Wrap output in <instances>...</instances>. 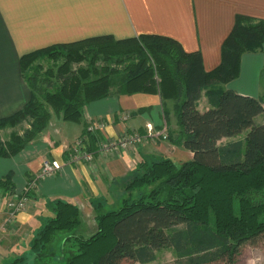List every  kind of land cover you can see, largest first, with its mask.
Instances as JSON below:
<instances>
[{"label": "trees", "instance_id": "1", "mask_svg": "<svg viewBox=\"0 0 264 264\" xmlns=\"http://www.w3.org/2000/svg\"><path fill=\"white\" fill-rule=\"evenodd\" d=\"M262 45L264 19L237 14L222 42L220 62L209 71L198 52H186L178 41L159 34L94 36L24 54L20 65L31 98L1 118L0 128L28 120L29 129L0 138V157L21 150L52 114L79 121L89 102L136 92L160 95L163 114L175 120L168 141L192 153L180 162L166 156L140 161L141 174L129 187H151L149 195L135 201L122 197L113 209L93 201L96 230L87 237L77 230L82 219L78 205L54 199V215L37 231L29 250L48 248L57 233L66 231L70 235L64 242L73 238L75 252L57 264L146 263L164 246L172 248L179 262L233 264L243 244L264 235V122H255L264 112V96L239 94L222 85L239 75L242 54ZM44 60L52 64L42 76ZM113 63L121 66L111 67ZM41 77L54 90L43 91L40 100L35 92H41L36 87ZM202 94L209 106L200 111ZM168 102L170 108L165 107ZM243 131L241 138L219 143ZM0 189L7 195L14 189L11 173L0 178ZM23 257L8 264H23Z\"/></svg>", "mask_w": 264, "mask_h": 264}, {"label": "crops", "instance_id": "2", "mask_svg": "<svg viewBox=\"0 0 264 264\" xmlns=\"http://www.w3.org/2000/svg\"><path fill=\"white\" fill-rule=\"evenodd\" d=\"M237 14L264 19V0H0V119L20 110L31 98L20 65V58L26 53L94 36L125 39L159 34L175 39L186 52H198L203 69L209 71L220 62L222 42ZM253 68L256 77L249 75ZM262 73L264 45L257 51L242 54L239 75L223 87L243 95L264 96ZM162 106L158 93L111 94L86 104L79 121L54 116L48 136L10 157H0V178L11 173L14 184L12 195L0 189V264H8L15 256L30 251L35 234L54 215V199L76 203L84 225L93 228L96 222L92 202L100 198L103 187L110 189L111 183L136 174L140 157L153 158L160 154L175 158L180 153L190 159L189 150L163 140L141 144L130 152L96 156L90 163L66 162L65 146L81 134L87 135L84 146L94 149L98 140L107 135L115 137L127 126L143 131L146 122L159 124ZM208 106L202 94L197 107L203 111ZM143 107L142 112L137 111ZM125 112L129 118L123 121L120 115ZM262 114L256 116L255 122H264ZM97 118L107 121L105 131L96 135L87 133L88 121ZM233 139L236 138L223 137L219 143ZM177 150L180 151L176 153ZM46 158L60 161L62 167L53 176L40 180L28 206L6 223L7 210L1 203L19 196L27 179L40 169Z\"/></svg>", "mask_w": 264, "mask_h": 264}, {"label": "rangeland", "instance_id": "3", "mask_svg": "<svg viewBox=\"0 0 264 264\" xmlns=\"http://www.w3.org/2000/svg\"><path fill=\"white\" fill-rule=\"evenodd\" d=\"M41 62H42L43 69L40 72V74L42 76H44L43 71L47 67H50V64H52V63H50V61H45V60L41 61ZM150 62L154 63L152 59H150ZM148 63H149V60H148ZM116 65H117V67L121 66L120 64H114L113 63V65H111V67H116ZM249 73H250L249 75L255 76L256 75V68H253V71H250ZM46 74L48 75L49 78L53 77V76H50V72L49 71H47ZM258 76H260V72L259 71H258ZM154 77L156 79V83L158 84V82L160 81L159 80V76L156 74ZM261 77H262V80L260 79V82H261L262 87H264V73H262ZM38 80H39V82H38L36 87H37V91H41V92H35V93L37 94L38 99L41 100L42 99L41 95H42L43 91H51V90L53 91L54 88H52L50 86H47V84H48L47 83V79H43V77H41ZM113 84H114L115 87L119 86L117 83H113ZM45 86L47 87L46 89H44ZM262 90H264V89H262ZM112 91H114V89H112ZM171 105H172V102H168L167 104H165V107L168 108V106H169V108H170ZM163 106H162V110H163ZM143 109H144V107L140 109L141 112L143 111ZM140 110H137V111H140ZM54 116H58V118H61L60 115L52 114L51 117H50L48 125L44 129H42V131L35 138H33L30 141H28L27 144L22 149H24L25 147H27L31 143L33 144V142H35L36 140H39V139L42 140L44 136H48V133L50 132V125L53 124L50 121L55 118ZM161 117L162 118H161L159 124L154 125L152 122H150V123H152V125L154 127L153 128L154 129V133L158 132L159 129H161V128H165V133L167 135L166 138L164 139L162 136H156V137H153V138L149 137L146 140H144L142 143H139L136 147L140 146L141 144H150V143L154 144V143H159L160 141H163V140H168L169 131L173 130L174 127H175V120H174L172 114H170V117L168 118V117H166L163 114V112L161 114ZM261 117L264 118V114H262ZM120 118L123 121L127 120L129 118V113L125 112L124 114L120 115ZM65 121H68V120H65ZM88 122L92 123V124H95V123L102 124L101 129H97L95 131L94 130L91 131V133H93V135H96L95 133H101L102 131H105L104 129L106 128L107 121L104 120L103 118H97L95 120L91 119ZM146 123L143 126V131H138V130L130 128V126H127V128H125V130H122V132L120 134H118L117 136L109 137L107 135L106 136L107 140H106V138H104V139H105V141L117 140V139H119L121 137V135L124 133V131L128 132V133H135V134H137V133L138 134L139 133H145L146 132V128H147L146 127ZM28 127H29L28 120H23L21 122H18L15 125H6V126L0 128V138L2 140H4V139L6 140V139H8V137L13 132H16L18 134H22L24 132V130L26 128H28ZM84 136H85L84 134H81L78 138L75 139V141H73L72 144L65 146V149L67 151L66 157L70 161L69 162L68 159H67L66 162L78 164V163H76V160H74V161L71 160L70 156L74 153L73 148L75 147L77 139H82V141H83L84 140ZM241 136H243V135L241 134ZM239 137L240 136L237 135V136H234L233 138H239ZM225 138H232V137H225ZM108 139H110V140H108ZM100 142L101 141L98 140L99 144H100ZM171 145H173V144H171ZM173 146H176V145H173ZM83 147H84V149H87L84 145H83ZM176 147H181V146H176ZM134 148H132V150ZM21 150H19L18 152H20ZM87 150H89V149H87ZM130 150H124L123 148L119 147L117 149H114L113 153H118V152H121V151L130 152ZM178 151H180V150H177L175 152L178 153ZM175 152L173 153L174 155H175ZM108 155H110V154L100 155V156H108ZM161 157H162V155L159 154L157 157H153V158H149V157L142 158V157H140L139 160L151 163L152 161L158 160ZM174 157L175 158H173V159L176 162L187 160V158H185V156L181 155L180 153L178 155H175ZM47 159H50V158H47ZM80 161L81 162H85L83 159L80 160ZM80 161H79V163H80ZM86 163H89V162H86ZM40 169H41V167H40ZM40 169L38 171H40ZM137 169H138V167H137ZM140 174H141V171L138 169L137 173L134 174V175H131L129 178H127V180L118 181V182H115L114 184L111 183L110 184V189L108 187H106V186L103 187V191H101L100 198L98 200H95V203L100 202V205H102L105 202L106 203L105 204L106 208L113 209V208H116L120 204V200H121L122 197L125 198V197H127L129 195L130 199L133 200V201L138 200V199H140L142 197H147L149 195V191H150L151 187L144 186V185H142L139 188H137V187H135V188L129 187L131 185V183H132V179L135 176H139ZM53 175H51V176H53ZM48 177H50V176H48ZM48 177H45V178H48ZM45 178H43V179H45ZM30 180H31V178L29 177L27 179V182L30 181ZM127 186H128V189H127ZM36 188L35 189L34 188L31 189L29 191L28 195L31 196L32 193L34 191H36ZM26 193H28V191ZM12 194H13V190L11 191V193L9 195H12ZM16 197H18V196H16ZM11 199L14 200L15 197L8 198V199H6L4 201L2 200L3 204L1 203V205H3V207H4V209L7 210V216H10V213L8 212L7 203ZM30 199H31V197H30ZM92 206H94V202H92ZM7 220H8V218L6 219V223H7ZM92 225H95L94 221L92 222ZM78 229H79L80 234H82L83 236L87 237L91 233L95 232L96 226H94L93 228L86 227L84 225V222L81 219V223L77 227V230ZM91 230H93V231H91ZM67 235H70V232H66V231L59 232L53 237V239L51 240V243H50L48 248L41 249V250H39V249H37V250L31 249L28 252L26 251L24 253V257H23V259H25L23 264H57V262H59V259L67 258V256L70 253L75 252V243H74V239L73 238H70L67 242H64V239H65V237H67ZM155 253H156L155 259H153L152 261H149V262H146V263H139V262H131V261H127L126 260V261H123L122 264H188L186 262H179L177 260V257L175 256L174 251L172 250V248L170 246L161 247V248L157 249ZM209 264H231V263H229L228 261H225V260H220V261L211 262ZM233 264H264V235H261L258 238L254 239L252 241H249L248 243L243 244L241 246V248H240V251H239L238 255L235 256V260H234Z\"/></svg>", "mask_w": 264, "mask_h": 264}, {"label": "built area", "instance_id": "4", "mask_svg": "<svg viewBox=\"0 0 264 264\" xmlns=\"http://www.w3.org/2000/svg\"><path fill=\"white\" fill-rule=\"evenodd\" d=\"M102 124H92L89 123L86 126V132L91 133V131H95L97 129H101ZM146 132L145 133H128L125 132L121 135V137L117 140L113 141H105V139L100 140V144L98 143L94 149L87 150L84 149V140L77 139L75 147L73 148L74 153L70 156L71 160H76V163H79L80 160H84L85 162H92L96 156L106 155L113 153L114 149L123 148L124 150H132V148L136 147L139 143H142L147 138H153L156 136H162L164 139L166 138L165 128L159 129L158 132L154 133V127L152 123H146ZM107 140V139H106ZM110 140V139H108ZM69 161V159H68ZM70 162V161H69ZM41 169L37 173H34L31 177V180L28 181L23 188L22 193L15 197L14 200H9L7 203L8 212L10 216H8V220L13 218L16 213L21 210H24L29 202H30V195L29 191L31 189H35L38 185V182L45 177L53 175L56 171H58L62 167V163L56 159H43L41 164ZM28 191V193H26ZM23 194V195H22Z\"/></svg>", "mask_w": 264, "mask_h": 264}, {"label": "bare ground", "instance_id": "5", "mask_svg": "<svg viewBox=\"0 0 264 264\" xmlns=\"http://www.w3.org/2000/svg\"><path fill=\"white\" fill-rule=\"evenodd\" d=\"M89 124V123H88Z\"/></svg>", "mask_w": 264, "mask_h": 264}]
</instances>
